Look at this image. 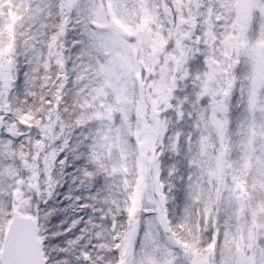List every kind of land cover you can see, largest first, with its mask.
Masks as SVG:
<instances>
[{
  "label": "snow or ice",
  "instance_id": "obj_1",
  "mask_svg": "<svg viewBox=\"0 0 264 264\" xmlns=\"http://www.w3.org/2000/svg\"><path fill=\"white\" fill-rule=\"evenodd\" d=\"M0 264H264V0H0Z\"/></svg>",
  "mask_w": 264,
  "mask_h": 264
}]
</instances>
